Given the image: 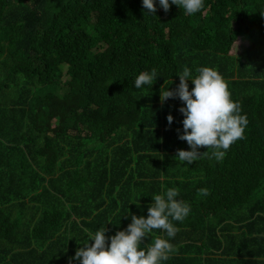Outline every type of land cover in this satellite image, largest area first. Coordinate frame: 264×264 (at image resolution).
Segmentation results:
<instances>
[{
	"label": "trees",
	"instance_id": "1",
	"mask_svg": "<svg viewBox=\"0 0 264 264\" xmlns=\"http://www.w3.org/2000/svg\"><path fill=\"white\" fill-rule=\"evenodd\" d=\"M154 3L153 15L142 0H0V264H59L91 243L84 229L104 226L110 237L131 214L147 218L152 197L169 188L187 199L188 219L200 222L186 238L182 229L170 239L175 251L161 264H180L194 251L195 228L204 251L228 254L207 264L232 253L242 254L240 264L264 259V196L257 198L264 194V0H205L197 20ZM243 36L249 44L232 54ZM174 55L192 77L214 68L233 98L247 102L244 138L220 161L212 151L191 165L176 157V146L185 149L179 98L162 104L160 95L177 83L131 87L157 56ZM65 67L70 80L62 84ZM82 122L93 136L70 137L68 128ZM212 191L220 195L204 203ZM233 216L240 226L226 223ZM247 232L252 247L236 252L232 245Z\"/></svg>",
	"mask_w": 264,
	"mask_h": 264
},
{
	"label": "clouds",
	"instance_id": "2",
	"mask_svg": "<svg viewBox=\"0 0 264 264\" xmlns=\"http://www.w3.org/2000/svg\"><path fill=\"white\" fill-rule=\"evenodd\" d=\"M157 1L142 0L143 8L154 15L157 11L154 2ZM204 1L171 0L170 4L169 0H159V5L165 13L170 10L171 5H176L183 8L186 15L197 20L199 19L198 12L201 9L203 15L207 13L204 10ZM223 17L226 20L229 15ZM236 43L238 48L239 42L236 41ZM107 47L99 50L94 58L99 60L106 52ZM182 48L179 55L181 61L186 62L184 46ZM177 61V55L164 61H161L157 56L150 66L151 71L140 72L131 87L140 89L144 85L152 86L153 81L156 80V85L161 91L177 83L175 89L169 90L168 88L161 91L160 95L162 104L170 98H179V112L183 115V121L179 120L177 125L182 123L183 134H179V129L177 132L178 138L185 141L186 150L176 146V157L179 161L191 165L202 155L207 156L208 151H212L211 157L220 161L224 158L225 153L230 151L228 149L233 143L244 138L248 119L243 114H246L244 111L247 108V102L237 101L233 98L227 82L214 68H198L196 69L197 75L192 77L190 69L185 64H177ZM191 83L194 87L190 91L189 84ZM167 121L169 126L173 123L171 114L167 116ZM200 149L203 151L201 152ZM201 191L207 195V190L202 189ZM178 196L179 191L176 188H169L162 194L154 195L153 203L147 209V218L131 214V223L127 228L117 231L110 237L106 235L108 229L104 226H101L94 234L88 229H84L92 243L78 248L75 256L70 258L69 264L72 259L78 260L80 264H161V261L168 260L169 254L175 251L169 241L179 231L171 220L183 221L190 212V206L184 201L176 199ZM263 196L264 194L259 192L257 198L261 200ZM238 219L239 216H233V219L226 223L235 228L240 226ZM190 227L193 226L190 225ZM154 229L162 230L168 239L157 236L146 250L142 249L140 247L142 241L149 237ZM186 234L188 235V232ZM248 237H252L249 232H247ZM192 245L194 251L188 256L181 257L180 263L200 264L198 256L205 255V251L202 246H197L194 243ZM219 256L217 259L224 260L228 254L224 256L223 253H220ZM250 261L251 259H248V262Z\"/></svg>",
	"mask_w": 264,
	"mask_h": 264
},
{
	"label": "rangeland",
	"instance_id": "3",
	"mask_svg": "<svg viewBox=\"0 0 264 264\" xmlns=\"http://www.w3.org/2000/svg\"><path fill=\"white\" fill-rule=\"evenodd\" d=\"M49 1H53V0H49ZM60 1V0H58ZM4 3V2H2ZM51 16V15H50ZM51 20L53 23L56 22V19H53V17L51 16ZM241 25H243V23H238V26L241 27ZM237 41L239 42V47L237 48V43L235 42V44L233 45V48H232V51L231 53L232 54H235V55H239L244 49L245 47L249 44V42L247 41L246 37H238ZM66 72H67V67H65L63 69V72H62V80H61V83L62 84H65L67 81H69L70 79L67 78L66 76ZM52 85V84H51ZM44 88V91L46 92H53V93H57V94H60V95H63L64 94V89H53L51 88L50 86H43ZM97 113H99V110L98 109H95V112L94 114L92 115H96ZM58 122V118H54L53 120V124L54 126L57 124ZM68 134L69 136L71 137L73 135V137L75 139H78V137H89L90 135L93 136V130L91 129V126L89 123H80L79 124V127L77 128H68ZM152 168V166H150V169ZM182 170H184V166H182L181 168ZM218 195H220V193H215V192H210L209 196L207 199L204 200V203L206 202H210V201H213ZM180 201H184L185 203H188L187 199L186 198H183V197H180L179 198ZM190 215V212L189 214L183 219V221H178L177 225L175 227H177L180 230L182 229H185L184 231L181 232V237L180 238H186L187 237V232L189 230V227L190 225H194V223H199L200 220L197 219V218H191L190 220L188 219ZM173 240L175 239L172 238ZM253 243L250 239L248 238H240L236 243L233 244V247L243 253H246L251 247H252ZM264 260V259H263Z\"/></svg>",
	"mask_w": 264,
	"mask_h": 264
},
{
	"label": "crops",
	"instance_id": "4",
	"mask_svg": "<svg viewBox=\"0 0 264 264\" xmlns=\"http://www.w3.org/2000/svg\"><path fill=\"white\" fill-rule=\"evenodd\" d=\"M110 180H108V182H109ZM107 182V183H108ZM176 199H178L179 200V198L177 197ZM132 201H134V199L132 200ZM134 214V213H133ZM128 220H130L126 225H128L129 223H131V215L124 221V222H122L118 227H121V226H123L124 225V223L126 222V221H128ZM114 228H117V227H114ZM107 232H113L112 230L111 231H107ZM199 233V231H197V229L195 228L193 231H192V233L190 234V239H191V241H192V243H194V244H196L197 246H202L203 247V245H202V243H200L199 241H194L193 239H192V237H193V235H197V237H200L201 238V235L200 234H198ZM115 235V234H114ZM157 236H161V237H163V238H166V239H168V237L166 236V234L162 231V230H156V229H154L150 234H149V237H147V238H145L143 241H142V244H141V248L142 249H145L146 250V248H147V246L148 245H150L151 243H153L154 242V239L157 237ZM248 239H250L251 241H252V237H248ZM91 243H92V241H91ZM228 248V244H226V249ZM232 248L233 249H235L234 247H233V245H232ZM78 250V249H77ZM237 249H235V251H236ZM221 252V250L220 251H218L217 253H220ZM237 252V251H236ZM204 254L205 255H199L198 256V260L200 261V264L202 263H206L207 264V260L208 259H211V260H216L217 258H219L220 256L219 255H217V256H215L214 254H212V253H207L206 252V249H205V252H204ZM238 254V253H237ZM75 256V255H74ZM73 255H71L70 257H65L63 260H62V262H59V264H69V260H70V258H72V257H74ZM241 257H242V254H238L237 255V257L235 256V254L234 253H232V254H230L229 255V259L227 260V262H221V264H240V261H241ZM220 263V262H219ZM264 264V260H261V261H259L258 262V264ZM71 264H80V262L78 261V260H75V259H72V261H71ZM168 264H170V263H168ZM180 264H186V263H180ZM248 264H251L250 262L248 263ZM252 264H255V263H252Z\"/></svg>",
	"mask_w": 264,
	"mask_h": 264
}]
</instances>
